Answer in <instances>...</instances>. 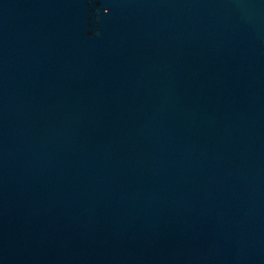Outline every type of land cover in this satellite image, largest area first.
Segmentation results:
<instances>
[{
  "label": "water",
  "instance_id": "1",
  "mask_svg": "<svg viewBox=\"0 0 264 264\" xmlns=\"http://www.w3.org/2000/svg\"><path fill=\"white\" fill-rule=\"evenodd\" d=\"M0 264H264V0H0Z\"/></svg>",
  "mask_w": 264,
  "mask_h": 264
}]
</instances>
